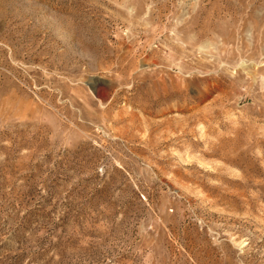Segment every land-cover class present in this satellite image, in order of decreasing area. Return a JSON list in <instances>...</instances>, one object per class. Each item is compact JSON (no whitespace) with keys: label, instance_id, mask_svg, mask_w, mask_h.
I'll use <instances>...</instances> for the list:
<instances>
[{"label":"rangeland","instance_id":"374dc122","mask_svg":"<svg viewBox=\"0 0 264 264\" xmlns=\"http://www.w3.org/2000/svg\"><path fill=\"white\" fill-rule=\"evenodd\" d=\"M0 264H264V0H0Z\"/></svg>","mask_w":264,"mask_h":264}]
</instances>
